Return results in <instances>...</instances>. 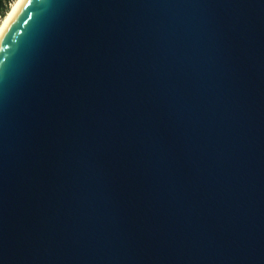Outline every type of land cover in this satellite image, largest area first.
<instances>
[{
	"label": "water",
	"instance_id": "water-1",
	"mask_svg": "<svg viewBox=\"0 0 264 264\" xmlns=\"http://www.w3.org/2000/svg\"><path fill=\"white\" fill-rule=\"evenodd\" d=\"M0 264H264V0H23Z\"/></svg>",
	"mask_w": 264,
	"mask_h": 264
},
{
	"label": "bare ground",
	"instance_id": "bare-ground-1",
	"mask_svg": "<svg viewBox=\"0 0 264 264\" xmlns=\"http://www.w3.org/2000/svg\"><path fill=\"white\" fill-rule=\"evenodd\" d=\"M22 2L23 0H16L14 4L12 5V7L7 11L6 15L1 19L0 38L2 34L4 33L5 29L7 28V26L9 25V23L11 22L12 18L14 17L15 13L17 12Z\"/></svg>",
	"mask_w": 264,
	"mask_h": 264
},
{
	"label": "trees",
	"instance_id": "trees-1",
	"mask_svg": "<svg viewBox=\"0 0 264 264\" xmlns=\"http://www.w3.org/2000/svg\"><path fill=\"white\" fill-rule=\"evenodd\" d=\"M14 0H0V21L6 15L7 11L10 9V4Z\"/></svg>",
	"mask_w": 264,
	"mask_h": 264
},
{
	"label": "rangeland",
	"instance_id": "rangeland-1",
	"mask_svg": "<svg viewBox=\"0 0 264 264\" xmlns=\"http://www.w3.org/2000/svg\"><path fill=\"white\" fill-rule=\"evenodd\" d=\"M16 0H14L11 4H10V8L12 7V5L14 4V2H15ZM1 22V21H0Z\"/></svg>",
	"mask_w": 264,
	"mask_h": 264
}]
</instances>
